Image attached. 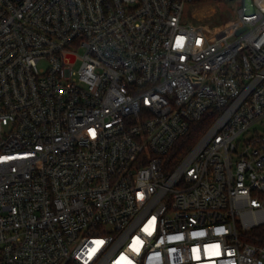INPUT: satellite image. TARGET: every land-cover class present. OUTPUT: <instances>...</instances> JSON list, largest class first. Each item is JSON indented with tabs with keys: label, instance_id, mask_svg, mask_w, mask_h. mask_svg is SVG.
<instances>
[{
	"label": "built area",
	"instance_id": "1",
	"mask_svg": "<svg viewBox=\"0 0 264 264\" xmlns=\"http://www.w3.org/2000/svg\"><path fill=\"white\" fill-rule=\"evenodd\" d=\"M0 264H264V0H0Z\"/></svg>",
	"mask_w": 264,
	"mask_h": 264
},
{
	"label": "rangeland",
	"instance_id": "2",
	"mask_svg": "<svg viewBox=\"0 0 264 264\" xmlns=\"http://www.w3.org/2000/svg\"><path fill=\"white\" fill-rule=\"evenodd\" d=\"M238 5L232 2L200 1L186 6L184 20L194 26H202L210 31L223 33L235 18ZM79 63L74 64L78 68Z\"/></svg>",
	"mask_w": 264,
	"mask_h": 264
},
{
	"label": "trees",
	"instance_id": "3",
	"mask_svg": "<svg viewBox=\"0 0 264 264\" xmlns=\"http://www.w3.org/2000/svg\"><path fill=\"white\" fill-rule=\"evenodd\" d=\"M212 114L213 113L211 111L207 112L205 118L197 123H192L189 126L188 132L179 140H177L173 149H171L168 155L164 158L165 165H167L169 168H172L180 161V159L201 137L203 132L209 127L213 121V118H210Z\"/></svg>",
	"mask_w": 264,
	"mask_h": 264
},
{
	"label": "water",
	"instance_id": "4",
	"mask_svg": "<svg viewBox=\"0 0 264 264\" xmlns=\"http://www.w3.org/2000/svg\"><path fill=\"white\" fill-rule=\"evenodd\" d=\"M241 31H239L238 33H240Z\"/></svg>",
	"mask_w": 264,
	"mask_h": 264
}]
</instances>
